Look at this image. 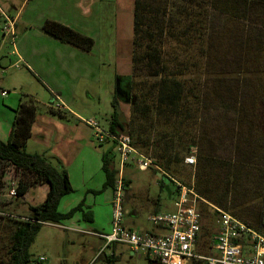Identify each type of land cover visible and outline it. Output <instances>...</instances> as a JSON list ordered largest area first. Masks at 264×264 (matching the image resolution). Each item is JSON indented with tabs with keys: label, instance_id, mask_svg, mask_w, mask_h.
<instances>
[{
	"label": "rangeland",
	"instance_id": "374dc122",
	"mask_svg": "<svg viewBox=\"0 0 264 264\" xmlns=\"http://www.w3.org/2000/svg\"><path fill=\"white\" fill-rule=\"evenodd\" d=\"M22 1L0 0V44L4 39L1 30L4 23L2 11L8 17L17 14L18 11H15L13 6H17L19 10ZM93 1L96 6L92 7L91 4L92 9L87 17L83 15L82 10L80 12L76 8V22H73L76 23V31L87 34L97 42L96 48L93 50V47L90 52L76 48L81 52L79 63H87L88 70L93 74L92 77V74L89 75L90 79H80L76 88V103L70 105L76 110L77 132L83 136L76 141V152L87 144L88 137L94 133L77 117L96 119L107 129L113 113L111 101L116 94L117 81L132 74V48L130 46L129 59L125 61L120 57L119 43L125 40L132 42L134 0ZM106 2H112V7L111 3H107L105 8ZM152 3L159 8L157 12L167 14L169 20V32L162 51L169 71L176 74V77L185 79V105L183 104L179 115L172 110L154 108L149 89L151 90V85L159 80L146 76L144 72L131 80L126 79L127 89L136 98V102H139V106L134 109L133 105L118 100L120 110L124 113L123 120L134 135L132 141L140 146L144 144L142 149H136L140 153L150 155L154 164V155L160 158L166 167L158 166L159 169L187 187H190L199 174L201 177L204 175L199 167L200 156L204 162L209 158L222 161L226 166L231 165L230 170L235 173L232 174L234 176L231 182L224 188L219 185L212 189L220 199H227L225 208L220 209H228L231 214L236 212L242 216L240 219L248 218V214L256 218L261 212L262 226L254 228L264 234V4H252L248 13L241 10L240 14L236 15L233 11H225L230 4L228 0L216 3L217 9L212 6L210 0H152ZM82 6L86 8L87 5L82 2ZM43 10H46V2L43 3ZM51 13L56 16V13ZM198 13H203V16L199 23L193 24L191 14ZM57 15L63 18L62 20H68L71 16ZM30 20L37 22L36 15L27 7L17 23L18 31ZM186 33L187 37L183 38ZM16 37L18 38V33ZM17 38L15 43H18ZM10 39L11 35L0 48V55L7 57V53L13 50ZM126 49L129 50V44ZM6 57L0 64V86H3L0 87L3 88L0 92L9 89L8 79L18 73L17 68L8 69ZM24 67L20 63V71H25ZM94 77L98 78L92 79ZM21 79L23 77L18 80V76H15L14 81L20 84ZM31 83L33 86L29 87L39 93L35 95L34 101L38 110L44 107V102H53L54 98L47 88L38 81ZM9 91L10 95L22 93L19 97L23 102L32 100L26 95L28 91L19 87L10 88ZM1 102L0 96V104ZM146 105L150 108L148 121L140 112ZM126 130L128 131V128ZM82 140L83 144L80 143ZM92 145L101 151L108 149L106 144L100 145L95 138ZM191 153L197 157L196 168L185 165L184 158ZM111 157L114 167L119 169L120 155L115 149ZM136 158L130 154L122 169L123 206L124 213L126 212L122 224L137 233L145 230L153 232L155 226L149 217L153 207H156L154 200L160 199L157 207L161 213L174 212L175 184L164 178L157 168L140 170ZM0 170L7 173V176L0 180V213L6 214H0V264H9L8 251L15 225L8 218L10 213L5 208L9 199L1 195H6L10 187L18 186L19 176L12 167H6L4 164H0ZM162 180L166 187L170 185L171 190L174 189L172 197L166 188H160L159 183ZM99 195L98 198L101 193ZM78 196L80 194L73 198ZM44 199V187L37 185L29 190L27 202H22L23 199L20 202L34 205L42 203ZM199 208L201 234L197 252L203 256H211L216 253L213 249L217 234L216 212L211 207ZM93 210V222L82 219L77 222L75 218L64 222L63 225H44L30 248L31 259L44 257L46 261L43 264H148L146 256L132 254L125 245L117 244L105 248L103 241L93 233L110 232V214L108 208L100 201H97ZM24 218L26 219V216ZM73 224L76 225L73 228L79 230L72 229ZM101 249H105L106 255L99 257L97 253ZM111 249H116L115 254L119 256L113 262L107 260L113 253ZM196 262L187 264H204Z\"/></svg>",
	"mask_w": 264,
	"mask_h": 264
},
{
	"label": "trees",
	"instance_id": "16d2710c",
	"mask_svg": "<svg viewBox=\"0 0 264 264\" xmlns=\"http://www.w3.org/2000/svg\"><path fill=\"white\" fill-rule=\"evenodd\" d=\"M190 1L195 2L196 0ZM210 2L212 3V6L217 9L218 6L216 3H219L220 0H210ZM228 2L230 4L225 8V11H233L236 15H239V11L241 10L248 13L249 6L252 4H264V0H228ZM232 2L234 3L233 5L231 4ZM158 10L159 8L153 6L152 0H134L133 39L131 50L132 74L127 75L125 78L131 80V78L137 77L141 72H144L148 77L157 78L159 81L153 83L151 85L152 89H149L153 98V107L162 110H172V112L179 115V111L184 104L183 99L186 97L185 79H181L179 76L176 77V74L169 71L168 64L165 61L162 46L169 32V20H167V14H164L161 11L157 12ZM202 16L203 13L191 14V19L194 20L193 24L199 23ZM203 20L204 19H202L201 22H203ZM42 31L61 43L71 45L84 52H90L94 47L95 42L92 38L55 21L47 20L42 26ZM187 35L188 33H186L183 38H186ZM118 100L121 101L115 94L112 100L113 113L109 124V130L112 133L117 134L128 128L129 134L133 137L134 135L131 129L127 127L124 120H121V114L123 116L124 113L120 110ZM138 104L139 102L133 104L134 109L139 106ZM148 106L149 105H146V107L140 109L141 115L146 121H148L147 115L150 111ZM15 112L14 123L7 142L0 140V164H4L6 167H12L17 172V175L19 176L17 187L18 200L23 198L29 189L36 185L45 184L49 187L46 198L42 203L29 206L26 219L8 217L15 225L11 235V247L8 251L9 264H33L36 260L31 259L30 248L44 225H63L64 221L74 218L77 213H81L85 221L92 222L93 215L84 210V202L73 207L66 213L59 211L61 200L65 196L74 192L68 173L66 170L54 166L46 158L37 154H30L25 150L26 145L32 136V126L38 112L34 101L30 100L28 102H21ZM133 144L138 149H142V146H144V144H142V146L136 143ZM113 147H115L114 144ZM261 147L262 146L259 145V148ZM112 152L113 148L107 150L102 156L103 171L106 175V181L102 190L95 192L96 194L103 193L108 189L114 191L116 188V182L119 179L120 170L114 167L113 159L111 157ZM146 156L151 158L150 155ZM154 158L157 166L166 167V164L163 163L160 158L155 155ZM169 160L168 162H170ZM205 161L207 162H204L203 157L200 156L199 167L204 175L201 177L199 174L196 177V189L206 202L219 208H225L227 199H220L218 195L213 193L212 189L217 188L219 185H222L224 188L225 185L231 182L232 177L234 176L232 174L235 173L230 170L231 165L226 166L222 161H213L209 158H206ZM179 162L180 159L178 160V163ZM217 168H219V170H217ZM158 171H161L164 178L169 179L172 184L173 178L171 176L160 169ZM6 176V172H0V180H3ZM159 184L160 188L165 190L166 184L164 180ZM169 187L171 190L172 188L170 185ZM173 191L171 190V194H173ZM221 191L223 192V190ZM261 195H263V187ZM203 200L199 201V211H201L199 208L201 206H204V209L211 207ZM225 211H228V209ZM232 214H235L239 219L242 217L236 212H232ZM241 220L253 228L258 227V225L262 226L261 212L259 217L255 218L254 215L250 216L248 214V218ZM101 255L102 253L99 254V257ZM118 258L119 256L111 255L107 260L113 262ZM146 258L148 259V264H159L158 261L153 260L148 256ZM198 262L201 261H197L196 263Z\"/></svg>",
	"mask_w": 264,
	"mask_h": 264
},
{
	"label": "crops",
	"instance_id": "0c3cea01",
	"mask_svg": "<svg viewBox=\"0 0 264 264\" xmlns=\"http://www.w3.org/2000/svg\"><path fill=\"white\" fill-rule=\"evenodd\" d=\"M114 1L116 2V0ZM44 2H46V10H43ZM82 2L87 5L86 8L82 6ZM107 3H111L110 7H112V2H106L104 3L105 8H107ZM91 4L92 7L93 5L96 6V3H94L93 0H23L19 10L17 6H13V9L15 11H18L17 14L8 17L2 11L1 15L4 18V23L3 25H1V30L3 32L4 39L3 43L0 44V48L3 47L4 41L7 38H10L11 35L9 33H4L3 31L4 27L7 24L4 15H6L11 19V21H13L14 34L11 35L13 42L12 39H10L13 50L7 53V57L4 55H0V64L6 57V60L8 61V69L17 68L18 73H14V75H12V77L7 81L9 82V89H15L16 87H19L24 91H28L26 95H28L33 101H35V95H39V93L33 91L29 87V85L33 86L31 82L38 81L41 85L47 88V90H49L53 98L54 93L59 95L62 103H64V107H67L69 109H56L55 106L57 102L55 98L51 103L44 102V107L39 108L37 112L35 122L32 126V136L29 139L25 150L30 154H37L46 158L53 165L55 163L54 166L60 167L66 170V172L68 173L74 192L65 196L61 200L59 205L60 212L66 213L73 207L84 202V210L92 214L94 212L93 207L97 205V201H100V203L108 208V212L110 214L111 231L112 200L114 191L106 190L104 193H101L100 198H98V196L100 195L96 194L95 192L102 190L103 185L106 181V175L103 171L102 156L107 150L111 148H113V150H116V148L113 147L111 141L107 140L102 144L99 143L100 145L106 144L108 146L107 150L101 151L100 149H97L92 145L94 138L96 140L95 134L93 133L94 135L92 134L88 137L87 144L81 146L80 149L76 152V141L82 139L83 136H81L76 129V110H73L70 107L71 104L74 105V103H76V88L78 86V83L80 82V79H90L89 75L92 73L90 72V70H88L87 63H85L84 65L79 63L81 52L76 50V48L71 45L63 44L60 41L48 36L42 31V26L47 20L58 22L76 31V23H73L76 22V8H78L80 12L83 11V15L86 16L91 12ZM116 4L117 3H115V5ZM27 7L31 8V12L33 15H36L37 22L30 20L29 22L25 23V27L18 31L17 23L22 15V12ZM39 10L41 11V13H37ZM51 12L56 13V16H52ZM57 14L71 16L68 18V20H62L63 18H61ZM17 33L18 38L16 37ZM83 34L88 36L85 33ZM16 38L18 43H15ZM94 42L95 43L93 50L97 46V42ZM128 44L129 50L126 49L128 47ZM130 46L132 48V42L129 43L127 40H125L124 42L121 41V43H119V54L120 57H123L125 61L129 59ZM20 63L25 66V71H20ZM15 76H18V80L19 78L23 77V79H21L20 81V84L15 83ZM92 76L93 74L91 75V77ZM97 78L94 77L92 79ZM9 89H4L1 90L2 92H0L2 100L0 104V140L3 142H7L14 123L16 115L15 110L17 109L18 105L23 102L22 98L19 97V95H22V93H13V95H10L11 93ZM4 92H6L7 94L4 95ZM80 143L83 144V140ZM42 186L44 187V196L46 198L49 187L45 184H42ZM190 187H193L203 200L202 195L196 189L195 180L194 182L192 181ZM166 190L170 197H172L169 186L166 187ZM28 193L29 191L27 192V194ZM27 194L19 200H14L8 203L7 207H5L8 209L10 217L25 219L24 216H27L29 206L33 205L24 204L27 202ZM76 194H80V196L74 199L73 196H75ZM22 199V202L24 203L20 202V200ZM154 201L156 203V207H153L151 214L161 213L159 208L157 207L160 199H156ZM205 203H207L211 207H216L206 201ZM2 214L3 213H1V215ZM134 214L136 213L134 212ZM125 215L126 212L124 213V216ZM75 218L77 222H79L80 219L84 220L81 213H77L76 216L70 220H74ZM75 226L76 225L73 224L72 229L79 230L77 228H73ZM128 229L131 230V228ZM144 232L149 231L145 230ZM153 233L164 234L165 232L161 228L154 227ZM93 234L97 235L105 233L99 232ZM111 250L113 252L111 255H116V249ZM100 251L101 250H98L97 255L100 253ZM102 254L106 255V251H104ZM138 256L142 257L143 255Z\"/></svg>",
	"mask_w": 264,
	"mask_h": 264
},
{
	"label": "built area",
	"instance_id": "2783aa9c",
	"mask_svg": "<svg viewBox=\"0 0 264 264\" xmlns=\"http://www.w3.org/2000/svg\"><path fill=\"white\" fill-rule=\"evenodd\" d=\"M4 16L7 21L4 31L13 35L14 23L6 15ZM53 95L57 102L56 109L69 110L64 107L59 95L55 93ZM79 119L94 131L96 140L98 139L100 144L107 140L111 141L120 155V176L116 182L112 200V229L110 233L96 235L104 241L105 248L117 244L125 245L131 253L148 256L158 261L159 264H187L194 261H201L204 264H264V234L230 212L217 207H213L217 212V234L213 245L216 253L211 256L198 254L197 248L201 234V215L198 204L202 199L193 187H187L174 179L175 211L154 213L149 217L152 224L161 228L165 233H137L126 228L122 224L124 219V183L121 174L128 156L133 154L137 157L136 164L142 171L150 168L158 170L159 167L153 163L151 158L136 149L127 130L114 134L109 130V127L107 129L102 127L96 119ZM184 162L190 167H195L197 164L196 155L191 153ZM17 187H10L8 193L1 196H6L9 199L8 203L18 199ZM2 215L6 216V214ZM102 250L105 251V249ZM101 251L100 253H103ZM45 261L44 257H40L33 264Z\"/></svg>",
	"mask_w": 264,
	"mask_h": 264
},
{
	"label": "water",
	"instance_id": "95a60500",
	"mask_svg": "<svg viewBox=\"0 0 264 264\" xmlns=\"http://www.w3.org/2000/svg\"><path fill=\"white\" fill-rule=\"evenodd\" d=\"M122 79L117 81L116 85V95L119 97V99L125 103V104H131L133 105L136 102V98L131 95V92L129 89H123L121 86ZM121 120L123 121V116L121 114Z\"/></svg>",
	"mask_w": 264,
	"mask_h": 264
},
{
	"label": "flooded vegetation",
	"instance_id": "af4514ba",
	"mask_svg": "<svg viewBox=\"0 0 264 264\" xmlns=\"http://www.w3.org/2000/svg\"><path fill=\"white\" fill-rule=\"evenodd\" d=\"M126 79L127 78H123L122 81H121V86H122L123 89H127L128 81Z\"/></svg>",
	"mask_w": 264,
	"mask_h": 264
},
{
	"label": "bare ground",
	"instance_id": "6f19581e",
	"mask_svg": "<svg viewBox=\"0 0 264 264\" xmlns=\"http://www.w3.org/2000/svg\"><path fill=\"white\" fill-rule=\"evenodd\" d=\"M122 63V62H121ZM125 63V62H124ZM128 63V62H127Z\"/></svg>",
	"mask_w": 264,
	"mask_h": 264
}]
</instances>
